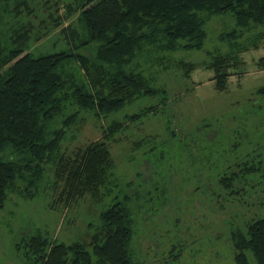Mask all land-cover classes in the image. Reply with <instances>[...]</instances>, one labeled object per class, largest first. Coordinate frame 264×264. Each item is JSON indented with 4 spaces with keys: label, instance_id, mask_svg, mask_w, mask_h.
I'll return each mask as SVG.
<instances>
[{
    "label": "trees",
    "instance_id": "trees-1",
    "mask_svg": "<svg viewBox=\"0 0 264 264\" xmlns=\"http://www.w3.org/2000/svg\"><path fill=\"white\" fill-rule=\"evenodd\" d=\"M39 10L44 17L32 0H0V206L12 191L33 198L47 172L48 187L66 206L85 196L111 202L87 240L66 243L36 229L16 251L25 264H142L132 247L133 196L119 187L109 142L168 104L167 90L143 64H162L169 52L202 49L206 22L229 15L232 28L219 34L225 50L215 48L197 64L177 61L186 77L198 64L211 70L215 88L225 91L230 76L246 71L241 53L264 45V0H44ZM52 29L66 47L33 53L32 40ZM255 64L264 70V55ZM256 94L264 97V86ZM146 96L157 102L113 117ZM83 112L96 121L112 118L99 125L100 139L66 153L62 141ZM262 169L260 160L243 164L221 182L233 185L239 174L264 177ZM230 241L235 264H252L249 255L264 264V217L232 229Z\"/></svg>",
    "mask_w": 264,
    "mask_h": 264
},
{
    "label": "rangeland",
    "instance_id": "rangeland-1",
    "mask_svg": "<svg viewBox=\"0 0 264 264\" xmlns=\"http://www.w3.org/2000/svg\"><path fill=\"white\" fill-rule=\"evenodd\" d=\"M43 1L32 0L39 18L44 17L39 10ZM233 24L229 15L213 16L205 24L202 49L169 52L171 59L162 64H143L145 73L156 75V83L167 90L168 104L109 142L119 187L133 196L132 247L142 264H235L231 230L264 217V177L239 174L233 185L221 182L243 164L259 160L264 174V97L256 94L264 86V70L255 64L264 45L241 53L246 71L230 76L222 92L215 88L211 70L198 64L186 77L177 64L181 59L197 64L208 60L215 48L225 50L219 34ZM65 47L57 29L30 43L35 54ZM156 102L141 97L113 117L122 119ZM81 116L62 141L66 153L100 139L99 125L112 118L96 121L87 112ZM48 177L51 172L33 198L12 191L0 206V264H25L15 246L36 229L66 243L87 240L91 225H98L99 213L111 202L85 196L66 206L48 187ZM249 261L255 263L251 255Z\"/></svg>",
    "mask_w": 264,
    "mask_h": 264
}]
</instances>
